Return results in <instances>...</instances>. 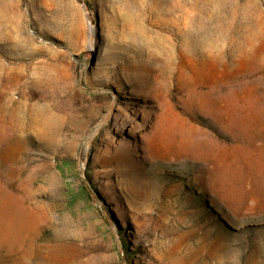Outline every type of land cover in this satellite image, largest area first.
Instances as JSON below:
<instances>
[{
	"label": "rangeland",
	"instance_id": "obj_1",
	"mask_svg": "<svg viewBox=\"0 0 264 264\" xmlns=\"http://www.w3.org/2000/svg\"><path fill=\"white\" fill-rule=\"evenodd\" d=\"M263 132L264 0H0V264H264Z\"/></svg>",
	"mask_w": 264,
	"mask_h": 264
},
{
	"label": "bare ground",
	"instance_id": "obj_2",
	"mask_svg": "<svg viewBox=\"0 0 264 264\" xmlns=\"http://www.w3.org/2000/svg\"><path fill=\"white\" fill-rule=\"evenodd\" d=\"M246 75H247V74H246ZM255 106H257V105H255ZM5 111H6V110H5ZM258 116H259V115H258ZM261 131H262V130H261ZM263 133H264V132H263ZM263 133H262V134H263ZM263 135H264V134H263ZM259 137H260V136H259ZM259 137H258V138H259ZM261 139H262V137H261ZM263 141H264V140H263ZM254 148H255V147H254ZM253 151H254V150H253ZM260 159H261V158H260ZM262 160H263V159H262ZM201 163H202V162H201ZM263 164H264V163H263Z\"/></svg>",
	"mask_w": 264,
	"mask_h": 264
}]
</instances>
